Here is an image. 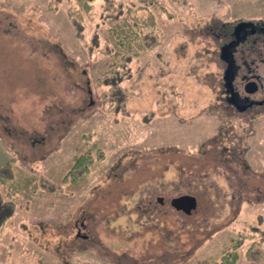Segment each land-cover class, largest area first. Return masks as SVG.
<instances>
[{
	"label": "rangeland",
	"instance_id": "obj_1",
	"mask_svg": "<svg viewBox=\"0 0 264 264\" xmlns=\"http://www.w3.org/2000/svg\"><path fill=\"white\" fill-rule=\"evenodd\" d=\"M51 3L0 0V164L16 158L17 185L0 264H202L237 233L244 259L264 229V113L224 116L220 46L234 22L264 23V0H154L160 42L128 59L119 91L99 5L80 40L69 0ZM261 34L246 59L264 82ZM86 151V176L66 181ZM179 193L199 209L157 201Z\"/></svg>",
	"mask_w": 264,
	"mask_h": 264
},
{
	"label": "trees",
	"instance_id": "obj_2",
	"mask_svg": "<svg viewBox=\"0 0 264 264\" xmlns=\"http://www.w3.org/2000/svg\"><path fill=\"white\" fill-rule=\"evenodd\" d=\"M57 1L61 2V0H53V4L51 3L53 7L56 6ZM153 1L69 0L70 6L66 14L75 31L76 37L80 40L84 39L83 35L87 16L92 14L95 4L96 6L99 5L98 16H101L103 24L106 25L105 28L101 29L100 35L102 36L101 38L103 39L106 50L112 52L113 57L110 70L106 72L107 74L112 73L117 76V83H112V85L117 88L118 91L123 89V87H120V82L130 78L131 72L127 63L130 60L129 58L137 56L144 48L153 47L160 42L159 32L157 31L159 28L157 20L152 11L148 10V6H150ZM97 38V36H94L92 39L98 42ZM105 84L108 85L110 82H105ZM117 96L118 92H115L112 98ZM121 100H124V97H121L120 101ZM90 152L91 151H86L74 156L72 165L67 168L65 172L66 181L70 180L73 184H77L86 176L89 165L93 161ZM15 159V157H11L0 164V184L2 185V190H0V231L15 209V195L17 189L8 187L17 186L16 184H12L15 176ZM24 178L26 179V184L34 183V187L31 186V189H36V179H38V181L40 180L39 184L47 191H54L57 189L54 185L52 186L43 181L41 177L39 179L37 176L28 174L24 176ZM46 184L50 187H47ZM146 206L150 205L147 204ZM163 206L165 207L164 204ZM146 208L149 210L150 207ZM151 211L157 212L154 206H151ZM253 229L254 232H258V238L253 239L246 251L243 252L245 255L244 259L240 260L237 246L242 244L246 235L237 233V235L229 236L228 243L222 248L219 256L202 259V264H264V229L255 227H253ZM232 245L233 247H231Z\"/></svg>",
	"mask_w": 264,
	"mask_h": 264
},
{
	"label": "flooded vegetation",
	"instance_id": "obj_3",
	"mask_svg": "<svg viewBox=\"0 0 264 264\" xmlns=\"http://www.w3.org/2000/svg\"><path fill=\"white\" fill-rule=\"evenodd\" d=\"M237 23L234 22L229 28L226 33L227 38L224 39L221 45L231 40H234L230 50L229 61H220V65L222 66V71L229 66L231 69L232 74V85L233 88H226L225 86L222 88L224 95L218 99L221 102L222 110L226 112L224 116L226 118L232 119L233 117L238 118L239 121L249 123L251 119L249 116L255 117L262 115L264 113V82L261 70L256 68V63L251 61H247L246 56L249 53V45H255V37H260L262 35V31L264 30V23H259L258 21H253V23L247 27H245L240 34L238 35L237 39L232 36V31ZM262 41L264 44V36L262 39H259V42ZM255 55L260 59L261 64L264 65V48L259 49L257 46L253 49ZM223 74V72H222ZM254 81L256 89L252 92H247L245 90V84L247 82ZM223 114V113H222ZM249 117V118H246ZM240 157V156H238ZM237 157V158H238ZM179 193L175 196L181 195ZM193 195L191 193H183ZM164 195L157 196L161 197ZM167 197H174V196H167ZM196 197V196H195ZM160 204L167 203L168 205L172 206V204L168 202H160ZM82 224V223H81ZM81 226V225H80ZM78 227L77 232L81 231V227ZM81 234V233H80ZM84 235V234H83Z\"/></svg>",
	"mask_w": 264,
	"mask_h": 264
},
{
	"label": "water",
	"instance_id": "obj_4",
	"mask_svg": "<svg viewBox=\"0 0 264 264\" xmlns=\"http://www.w3.org/2000/svg\"><path fill=\"white\" fill-rule=\"evenodd\" d=\"M253 22L252 21H245L241 20L238 21L232 31V36L237 39L238 35L240 32L247 26L251 25ZM234 40H231L229 42L224 43L223 45L220 46V58L221 60L228 62L229 61V56L230 54V48L233 44ZM223 80H224V86L226 88H233L232 85V74H231V69H229V66L224 69L223 74H222ZM256 89L254 81L247 82L245 84V90L247 92H252ZM158 201L160 202H168L172 204V206L175 209H180L183 210L185 213H193L195 210L199 209V207H196V200L195 197L189 195V194H181L178 196L174 197H165L161 196L158 197Z\"/></svg>",
	"mask_w": 264,
	"mask_h": 264
}]
</instances>
